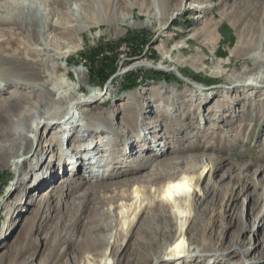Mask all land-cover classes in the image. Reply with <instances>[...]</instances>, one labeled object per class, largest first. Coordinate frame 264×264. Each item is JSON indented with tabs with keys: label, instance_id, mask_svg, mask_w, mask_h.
I'll return each mask as SVG.
<instances>
[{
	"label": "bare ground",
	"instance_id": "obj_1",
	"mask_svg": "<svg viewBox=\"0 0 264 264\" xmlns=\"http://www.w3.org/2000/svg\"><path fill=\"white\" fill-rule=\"evenodd\" d=\"M70 1L0 0V171L15 164L21 176V178L17 176L15 181L10 183V189L3 190V194L0 193V209L12 206L9 201L12 194L8 196L10 191L16 192L23 185L22 164L30 159V155L21 164L15 157L23 150L36 152V136L38 154L40 152L43 156L49 154L46 159L40 158V161L51 162L56 168L60 165L56 161L63 157L66 164H62V170L68 168L76 173L87 172L85 177H78L80 180L78 184L74 178L68 179L69 173L62 170L50 178L49 175L54 169L47 171V167L45 169L39 167L37 173L32 175H29L31 168L28 169V175L25 174V177L30 176L34 183L42 181V186H36L37 190L34 192L36 195H32L28 209L18 214L5 245L0 247V264H86L87 261H98L103 255L102 248L106 246L110 247L111 254L117 258L114 264H150V260L160 261L165 254L162 252V245L165 241L171 240V233L174 230L176 216L174 213L171 214L170 202L174 197L186 195L188 191L190 193L192 182L200 180L194 176L188 182L173 183L176 181L175 169L194 171L200 168L202 164L198 163L201 154H179L166 156L162 160L157 158L150 161L140 160L137 165L147 168L142 172L135 169L137 165L127 163L128 167L120 174L101 179L106 175H114L112 172L117 170L114 168L118 163L112 165L107 158L108 154H100L97 161L93 158L100 153L96 147L100 145L99 142L102 143V147L114 149L124 145L116 135H120L119 129L123 127L125 129L133 127L137 118L136 113L130 112L126 123L116 127L118 119L127 114L128 110L121 107V102H107L113 92L98 94L95 90L86 91L79 84L77 87L72 86L73 82L61 78L67 76L72 79L70 71L65 65L60 64V60L72 62V54L67 48L71 46L73 53L78 52L79 40L83 44L87 41L86 31L91 32L88 37L93 41L112 31L120 34L122 26L137 24L135 18L138 15L143 16L141 25L159 30V37L162 38L168 22L182 14L183 9L179 7L187 4L184 8L189 11L195 10L197 16V20L191 23L194 25L201 23L194 28L191 37L207 38L209 40L207 44L215 46L216 38L212 33L223 19H229L236 28L237 42L229 48L228 57L211 63L208 75L205 74L203 77L207 82L219 80L222 82L218 86L207 88L210 95L204 98L203 103L206 108L209 107L210 113L213 106H218L212 98L215 100L214 96L223 90L226 93L242 94L241 99H234L232 103L223 102L224 106L232 105L233 112L234 108L237 110L235 106H243L244 102L250 100L247 95L249 91L254 92L256 96L264 89V0L220 1L215 4L220 15L215 21L205 16L207 7L198 6L199 0H73L74 6L70 5ZM228 3L234 6L230 7ZM188 4L193 5V8L188 7ZM134 8L137 9L135 15ZM171 10L173 12H170ZM209 13L215 17L212 8ZM47 29L50 33L46 32ZM93 30L95 32H92ZM176 36L173 35L171 41L175 40ZM163 42L164 46L170 41ZM200 51L205 53L203 47ZM99 57L100 55L96 56L94 61ZM103 57L101 55L100 58ZM236 57L242 59L247 66L249 63L257 64L258 70L246 76L249 69L238 67L230 69L232 60ZM186 61L197 67L198 64L205 63L206 58L196 55L192 59L171 60L167 56H161L159 60L162 64L171 62L176 68ZM148 64L149 61L135 59L127 68ZM202 71L205 70L200 68L196 70L197 73ZM75 72L74 82L82 81L86 77L82 68H76ZM75 90L83 91L85 96L79 98L75 95ZM71 100H74L72 104ZM190 102H193V98L187 100V110L190 108ZM76 107L82 108L80 116L63 122L66 124L56 125V120H60L67 113L71 114L72 109ZM155 113L159 114L157 111ZM201 126V122L195 123V127ZM83 129L89 131L94 138H84ZM54 141L57 143L50 146ZM109 142L115 144L111 146ZM134 150V148L129 150L131 157L134 156ZM54 152L61 157L50 155ZM136 159H132L133 163L138 162ZM210 160L213 168L205 177V186L201 189L199 201L206 198L210 201L213 198L221 199V192H225L227 201L225 211H233L238 208V199L243 195L245 198H253L256 212H261V203H264V166L259 165L256 169L257 177H250L244 172L252 166L251 163H242L234 176L226 173L217 174L215 178L214 173H218L224 167L226 160L218 157H211ZM34 164H37V159ZM105 165L109 168L104 169ZM165 179L167 182L160 187L162 196L156 202L150 197L149 187ZM124 180L139 184L147 202L135 218L134 224L126 231L117 229V238L123 240V244L120 245L111 242L110 234L115 229L113 208L115 206L119 208L116 201L128 197V189L125 192L127 182ZM224 180H227L226 183L229 185L233 182L237 184L229 191H224L222 190ZM172 187L175 189L171 190ZM207 205L205 208H208ZM198 206L202 208V204L199 202L197 205L196 200L190 203L195 222L192 228L185 231L187 237L196 241L197 245L182 252L219 256L228 251L235 256L241 246L247 250V254L252 252L255 248L254 242L250 241L251 238L247 241L241 239L240 232L241 229H252L255 224L253 220L239 213L235 214L234 220L231 221L225 216L216 215L207 220ZM250 211L254 212V208ZM258 218L261 220L258 222L259 227L262 226L264 216ZM208 225L219 227L220 230L215 232V236L227 240L230 244L218 248L213 243L215 239L212 236L202 234ZM232 225L234 227L231 229ZM178 248V243H175L169 250V254L177 255L176 260L169 261V264H187L186 258L177 261L178 254L182 253ZM222 259L221 256L210 257V261L203 258L197 260L195 264H221Z\"/></svg>",
	"mask_w": 264,
	"mask_h": 264
},
{
	"label": "rangeland",
	"instance_id": "obj_2",
	"mask_svg": "<svg viewBox=\"0 0 264 264\" xmlns=\"http://www.w3.org/2000/svg\"><path fill=\"white\" fill-rule=\"evenodd\" d=\"M220 1L225 0H199L197 5L206 6L207 10L205 9V16L215 21L220 18L218 9L215 8V4ZM73 3L74 1L71 0L70 5L74 6ZM228 4L230 7L234 6L231 3ZM184 6L186 7L187 4H183V6L179 7L183 9L182 14L175 16L168 22L167 27L163 30L164 35L162 38L159 37V30L152 29L143 24L141 25L143 16L139 15L135 18L137 24L134 26H122L119 30L120 34L112 31L103 34L98 40L95 39L93 41L88 37L91 32L86 31L85 36L87 41L83 44L79 40L80 52L73 53L71 46L67 48V51L72 54V62L60 60V64L62 66L65 65L66 69L70 71V77L72 79L70 80L67 76H62L61 78L65 81L73 82L72 86L74 87H77L78 84L81 85L86 91L91 89L95 90L98 94L112 91L113 95L109 97L107 102H121V107H125V109L128 110L127 114L122 115L118 119L117 124H115L116 127L126 123L130 112L136 113L137 118L133 127H129L128 129L123 127L119 129L121 131L120 135H116L117 139H121L124 145L114 149V147H102V143L99 142L100 145L96 147V150L100 153L96 155L97 157L93 158L97 161H99L98 158L100 154H108L107 158L112 165L118 163L115 166L116 168H114L117 170L112 172L114 175H106V177L101 179L105 180L109 178V176L115 177L120 174L128 167L127 163H131L130 165H137L140 160L150 161L152 158L162 160L169 155L201 154L198 163V165L202 164L200 168L194 171L184 170L182 168L175 169L174 176L176 177V181L173 183L188 182L192 180L194 176L198 177L200 180L198 182H192L190 185V193L188 191L186 195H180L171 200V214L174 213L176 216L174 230H172L171 233L172 237L171 240L165 241L162 245V252H165L162 260L157 262L150 260V264H169V261L176 260L175 258L177 255L171 253L170 255L168 253L175 243H178V251L181 252L182 250L197 245L196 241L190 240L185 232L194 226V213L189 207L190 203L194 200H196L197 205L199 202L202 204L203 210L201 206H198V208L207 220L216 215V217L225 216L228 221H231L234 220L235 214L239 213L250 218L255 223L252 229H241L240 232L241 239L247 241L251 238L250 241L254 242L255 248L252 252L247 254V250L242 248V246L238 252H236L235 256L227 251L225 254L219 255L223 258L220 262L221 264H264V221L262 222V226L259 225L258 227V222L261 221L258 217L264 216V203H261V212H256L255 203L252 200L253 198H245L242 195L238 199V208L233 209V211H225V209H227V201L224 191H229L234 184H237L233 182L229 185L226 183L227 180H224L222 183V190H224V193L221 192V199L212 197L213 199H211V201L209 198L199 201V194L201 193V189L205 186V177L213 168L210 160L211 157H218L226 160L224 167L221 168L218 173H214L215 178H217V174L226 175V173L231 175V177L234 176L240 170V167L243 165L242 163H251L252 166L248 167L244 172L250 177H257V172H255L256 169H258L259 165L264 166V89H261L256 96L255 93L251 91H249L248 94L246 93L249 95L250 100L247 103L244 102L245 105L243 106H235L237 110L235 111L234 108L233 112L232 105L224 106L223 102L228 101L232 103L234 99H241L242 94L237 92L234 94L226 93L223 92V90L218 95L214 96L216 98L215 100L212 98V101L219 107L213 106L214 108H212L210 113L209 107L206 108L203 103L204 98L210 95L207 93V88H209L208 86H218L222 82L220 80L216 82H207L203 77H205V74L208 75V69L211 63L228 57L229 48L237 42L236 28L229 19H223L212 33L216 38V45L207 44L209 42L207 38L191 37L194 28H197L201 23H196L195 25L191 23L193 20H197L195 10H186ZM188 7L193 8V5L189 6L188 4ZM211 8L214 11L215 17H212L211 13H209ZM170 12L173 11L171 10ZM133 13L134 15L137 13L136 8H134ZM130 20H132V18H130ZM46 32L50 33V30L47 29ZM92 32H95V30ZM172 34L174 36L177 35L174 37L175 40L173 41H171ZM164 40L165 42L167 40L170 42H167L163 46ZM202 47L205 53L200 51ZM214 49H216L218 53H214ZM95 50L99 51L100 57L101 55L105 57L102 61L100 57L98 58L101 62H98L99 65H97L96 68L94 66L95 63L91 64V60L94 62L93 60L96 59V57L89 59ZM196 55L206 58L205 63L198 64V68L188 61L183 62L181 65H177V68L171 62L163 64L159 62L161 56H167L171 60L175 58L185 60L186 58L192 59ZM107 56L109 57L107 58ZM135 59L149 61V64L127 68L131 61ZM234 67H238V69H249V72L245 74L246 76H249L250 73L257 71L259 68L257 64L252 63H249L247 66L242 59H238L237 57L232 60L230 69ZM76 68H82L86 75L84 80L74 82L76 78ZM199 68L205 71L197 73L196 70ZM156 91L157 93H155ZM75 95L79 98L85 96L84 92L80 90H75ZM189 98H193V102L189 103L190 108L187 110L186 105ZM70 102L72 104L74 100ZM81 109L80 107L73 108L71 114L67 113L60 120H56V125L66 124L63 122H69L75 117L77 118L78 115L80 116ZM156 111L159 113L158 115H155ZM165 112L168 114H164ZM197 122H201L202 126L195 127V123ZM89 133V131L84 130V138H94ZM35 143L36 152L31 153L33 150H23L20 151L19 156L15 157V160L21 164L23 160L30 155V159L25 164H22V169L24 168L22 176L24 178L22 181L23 185H21L16 192L13 190L10 191L8 195L10 196L12 194L9 198L12 206L6 209H0V247L5 245L9 232H12L11 228L15 220L18 219V214L28 209L32 195H36V193H34L37 190L36 186H42V181L39 180L37 183H34V179L31 180L30 176L28 178L25 177V174L28 175V169L31 168L29 175L36 174L37 168L39 167H43V169L47 167V171L54 169V172L49 175L51 176L50 178H52L61 172L62 164H66V160L63 157L56 161L60 164L56 168L51 162L44 163L40 161V158L44 157L46 159L49 154L47 156H43L41 152L38 154L37 136ZM56 143L57 141H54L50 146ZM112 144L115 143H110L111 146ZM132 148L135 150L133 151L134 156L131 157L129 150ZM56 149L59 150L58 147H56ZM143 151H145V153H143ZM50 155L61 157L55 152ZM134 158H137L138 162L133 163L132 159ZM36 159L37 164H34ZM111 164L109 166H111ZM101 165L102 164H100V166ZM138 165L135 167L138 171L142 172L143 170H147V168L145 169L143 167V169ZM109 166L105 165L103 167L107 169ZM15 167V164H11V166L0 171V193L2 192L3 194L5 189H10V183L15 181L17 176L21 178L20 174L17 172L18 168ZM95 168L96 166L93 167V169ZM63 171L69 173L68 179L74 178V180L78 181V184L80 182L79 178L85 177V173H87H76L68 168L62 170V172ZM124 182L127 181L124 180ZM166 182L167 179L152 184L149 187L150 197L152 199L156 201L161 198L160 187ZM170 185H172V183ZM127 189L129 192L128 197L124 200H117L116 202L119 208H116V206L113 208L115 229H113L114 231L110 234L111 242H117V244L120 245L123 244V240L117 238V229H119V231H126L128 227L134 224L136 221L135 218L139 215L141 209L147 202V199L144 197L145 194L142 192V187L139 184L127 182L125 192ZM173 189L175 188L172 187L171 190ZM207 201L210 202L207 203ZM205 202L208 204V208H205ZM251 208H254V212H252L253 215L250 211ZM31 225L33 226V223H31ZM233 227L234 225L230 228L232 229ZM204 229L207 230H204L205 233L202 232V234L205 235L207 233L205 236H212L215 239L213 243L216 244L218 248H224L230 244L227 240L215 236V232L220 230L216 225H208ZM109 248V246L102 248L103 255L98 261L91 262L86 260V264H114L117 258L115 259V256L111 254ZM178 255L179 259L177 261L186 258L187 264H195L197 260L203 258H207L208 261H210V257H219L218 255H208L204 253L186 254L185 251Z\"/></svg>",
	"mask_w": 264,
	"mask_h": 264
},
{
	"label": "trees",
	"instance_id": "obj_3",
	"mask_svg": "<svg viewBox=\"0 0 264 264\" xmlns=\"http://www.w3.org/2000/svg\"><path fill=\"white\" fill-rule=\"evenodd\" d=\"M102 52V51H101ZM97 53V54H96ZM96 56H99V51H97V50H95L93 53H92V56L89 58V59H92V58H95ZM106 56V55H105ZM109 56H107V58H108ZM103 58H105V57H103ZM103 58L101 59V61L103 60ZM94 61V60H93ZM100 61V60H99ZM98 60L97 61H94V62H92V60H91V64H93V63H95V65L97 66V65H99L98 64V62H99ZM100 61V62H101ZM96 66H95V68H96Z\"/></svg>",
	"mask_w": 264,
	"mask_h": 264
}]
</instances>
